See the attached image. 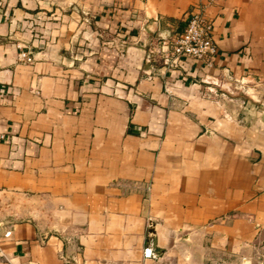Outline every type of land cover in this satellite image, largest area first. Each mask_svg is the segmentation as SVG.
<instances>
[{
    "label": "crops",
    "instance_id": "crops-1",
    "mask_svg": "<svg viewBox=\"0 0 264 264\" xmlns=\"http://www.w3.org/2000/svg\"><path fill=\"white\" fill-rule=\"evenodd\" d=\"M206 4L213 65L166 61ZM0 251L263 260L264 0H0Z\"/></svg>",
    "mask_w": 264,
    "mask_h": 264
},
{
    "label": "built area",
    "instance_id": "built-area-1",
    "mask_svg": "<svg viewBox=\"0 0 264 264\" xmlns=\"http://www.w3.org/2000/svg\"><path fill=\"white\" fill-rule=\"evenodd\" d=\"M212 0H209L211 3ZM206 5L194 9L186 22L184 29L175 34L171 39L163 38L162 51L169 52L166 61L175 63L180 57L190 58L206 66L213 65V59L217 52V45L212 36V21L205 13ZM18 59L31 61L32 57L25 51H20ZM143 255H154L150 248H145ZM2 253L0 251V257ZM9 264H12L9 262ZM257 264H264V259Z\"/></svg>",
    "mask_w": 264,
    "mask_h": 264
}]
</instances>
